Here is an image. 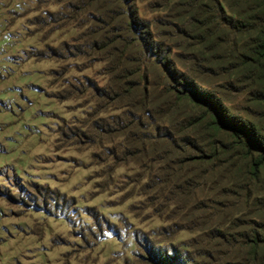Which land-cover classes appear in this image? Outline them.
Here are the masks:
<instances>
[{"label": "rangeland", "instance_id": "obj_1", "mask_svg": "<svg viewBox=\"0 0 264 264\" xmlns=\"http://www.w3.org/2000/svg\"><path fill=\"white\" fill-rule=\"evenodd\" d=\"M133 5L147 42L120 0H0V264H155L160 253L174 264H264V166L258 184L239 170L210 181L204 165L175 167L157 135H180L165 106L168 67L264 129L247 113L262 108L248 99L245 57L216 48L208 71L196 69L194 40L163 25L178 11ZM159 37L179 48L166 61Z\"/></svg>", "mask_w": 264, "mask_h": 264}, {"label": "trees", "instance_id": "obj_2", "mask_svg": "<svg viewBox=\"0 0 264 264\" xmlns=\"http://www.w3.org/2000/svg\"><path fill=\"white\" fill-rule=\"evenodd\" d=\"M120 2L124 5L129 30H137L143 42H147L149 24L140 21L133 0ZM159 2L163 9L170 5L172 9L178 11L174 15L177 20L175 23L163 21V25L172 26L175 35L173 37L181 36L194 40L192 45L194 53L187 56L195 62L196 69L208 71L203 67V63L206 62L204 57L212 55L216 48L222 52V57H245L241 60V65L252 73L251 75L243 73V76H248L243 77L244 80L251 86L247 91L248 99L256 107L262 108L258 112L249 110L247 113L264 119V0H159ZM223 33L226 37L222 35ZM238 35L240 41L236 40ZM173 37L167 38L169 42ZM151 43L162 61H166L171 49L179 50L178 45L165 46L160 37L158 41ZM170 70L168 67L173 83L168 85V93L174 99L167 100L165 106L178 114L171 127L179 129L180 135L174 137L175 134L173 135L170 129H162L164 133L161 131L157 135L160 140L171 144L172 150H175L176 153H172L178 157L174 163L175 167L204 165L206 172L210 174V181H213L216 172L239 170L244 183L258 184L264 166V129L260 123L231 113L224 105L223 93L199 87L191 75H184L178 69H173V72ZM226 86L224 90L232 91L231 83ZM142 98L144 104L141 110L145 107L144 90ZM131 124L129 122L118 126L125 128ZM191 151L197 152V155L195 152L191 154ZM120 152L124 160V148H120ZM158 154V159L160 155H165L162 151ZM147 178L153 181L149 174ZM252 243H257L256 237ZM153 261L155 264H174L166 253H160Z\"/></svg>", "mask_w": 264, "mask_h": 264}]
</instances>
